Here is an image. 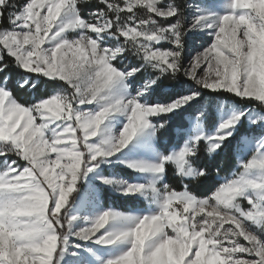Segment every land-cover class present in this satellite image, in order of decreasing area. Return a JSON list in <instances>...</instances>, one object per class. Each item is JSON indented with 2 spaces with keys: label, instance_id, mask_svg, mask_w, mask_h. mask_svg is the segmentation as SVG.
Here are the masks:
<instances>
[{
  "label": "snow or ice",
  "instance_id": "1",
  "mask_svg": "<svg viewBox=\"0 0 264 264\" xmlns=\"http://www.w3.org/2000/svg\"><path fill=\"white\" fill-rule=\"evenodd\" d=\"M87 3L0 0V264H70L73 240L125 242L105 264H264V0ZM177 117L155 160L119 159L141 180L96 177L148 211H76L89 174Z\"/></svg>",
  "mask_w": 264,
  "mask_h": 264
},
{
  "label": "rangeland",
  "instance_id": "2",
  "mask_svg": "<svg viewBox=\"0 0 264 264\" xmlns=\"http://www.w3.org/2000/svg\"><path fill=\"white\" fill-rule=\"evenodd\" d=\"M97 3V0H88L87 4L82 5V13L87 17L89 12L93 10L94 5ZM159 19V18H158ZM201 41L196 42V47L199 46ZM173 84L175 82H172ZM190 83V82H189ZM181 85H176V87H181ZM223 98L209 97L202 93V99L199 103L207 108L209 113L213 116L219 117V111L217 106ZM190 113H194L195 110L189 109ZM180 117H177L172 121V126L166 130L158 133L156 138H153L152 141L146 142L145 144L140 145L139 147H133L132 145L129 148L125 149L122 153H118L117 157L112 159L111 164H101L100 168L96 173L89 174V176L82 182L84 186V193L81 198L80 204L76 206V211L79 212L80 209L87 204L89 206L87 215L89 217L98 214L100 211L107 210L109 208L125 213V214H143L148 211L150 205L144 199L139 196H124L116 191L113 187H110L106 184L101 183L96 177L97 175L104 176H114L118 178H123L126 180H141L142 177L139 173L133 172L130 168L124 166L119 162V159H137V160H146L152 161L156 157L154 151H164L170 144L175 140V131L174 129L178 124L187 125V120H180ZM120 125H116L114 130H118ZM203 157V152H201ZM249 153V157H250ZM235 159V166L233 169L226 175L221 174V176H228L233 173L237 167V160L239 159V154L233 153ZM174 173L171 171V166L169 167L168 172V181L172 183L177 189L180 187L178 180L174 179ZM198 194L201 196L208 194L207 187H202L196 189ZM202 192V193H199ZM130 199L127 202H124L125 205L120 206L117 204V199ZM71 199V198H70ZM118 205L116 206L115 205ZM121 204V203H120ZM81 226H86L82 224ZM129 223L125 221H116L108 226V230H120L123 228L129 227ZM73 243H79L82 245V248L79 250V258L70 262V264H105V262L114 258L120 253H122L127 244L125 242H120L112 246H100L92 242H84L80 240H73Z\"/></svg>",
  "mask_w": 264,
  "mask_h": 264
},
{
  "label": "trees",
  "instance_id": "3",
  "mask_svg": "<svg viewBox=\"0 0 264 264\" xmlns=\"http://www.w3.org/2000/svg\"><path fill=\"white\" fill-rule=\"evenodd\" d=\"M204 95H207L209 97L221 98V97H218V95L215 94V93L208 94V93L204 92ZM218 159H222V160H225L226 161L225 171L222 173L223 175L228 174L233 169V167L235 166V159H234V156H233V153L232 152H228L224 156H222V157H220ZM199 193H202V192H199ZM127 200H130V199H120L119 198V199H117V204H119L120 206H123V205H125L124 202H127ZM115 205H116V203H115ZM116 206H118V205H116Z\"/></svg>",
  "mask_w": 264,
  "mask_h": 264
}]
</instances>
